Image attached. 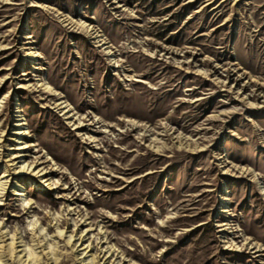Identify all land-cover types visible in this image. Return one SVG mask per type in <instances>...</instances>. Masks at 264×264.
<instances>
[{
    "label": "rangeland",
    "instance_id": "obj_1",
    "mask_svg": "<svg viewBox=\"0 0 264 264\" xmlns=\"http://www.w3.org/2000/svg\"><path fill=\"white\" fill-rule=\"evenodd\" d=\"M0 102V227L26 246L77 264L56 228L90 227L115 264H264V0H0Z\"/></svg>",
    "mask_w": 264,
    "mask_h": 264
},
{
    "label": "bare ground",
    "instance_id": "obj_2",
    "mask_svg": "<svg viewBox=\"0 0 264 264\" xmlns=\"http://www.w3.org/2000/svg\"><path fill=\"white\" fill-rule=\"evenodd\" d=\"M78 25H80L83 31L86 32L91 37V39L95 40V43L99 44V46H103L106 44L104 43L102 36L99 35V32H97L95 29H93L89 25H84L83 23H80ZM104 49L106 50V54L110 55V51H108L107 48ZM27 56L35 57V58L37 57L36 54L33 52H28ZM31 87L32 86L30 85H19L18 88L26 89ZM36 87L40 88L41 91L53 93L55 95L53 90L45 83H41V84L38 83L36 84ZM56 107L60 110L61 114L65 117L66 120L73 119L74 115L72 114V110L65 101L58 100L56 102ZM0 108H1V102H0ZM14 113L15 115L13 116V126H12L13 128L11 129L12 130L11 136L13 137V139L11 141L17 142L26 136V131L24 129V124L22 123V119L18 114L19 112L15 111ZM179 145L181 146L185 145V147L189 146V144L183 143L182 141L179 142ZM18 150L24 151V147L21 148L19 147ZM6 157H12V153L8 154ZM10 162L12 163L11 165L13 170L12 175H18V176L28 175L30 177H36L39 178L40 180H43L48 174L46 172V169L40 167V164H38V162H33L31 164L26 163L24 161L14 163V161L10 160ZM6 165L7 164H5L4 169H6ZM45 182H47V180ZM48 185L50 186L51 184ZM6 186L7 183L5 181L0 182V191L2 194L6 191ZM56 230H57L56 233L59 238L64 236L63 242L65 246L69 247V249L71 250V253L73 254L75 259V263L115 264L116 260H112V258L114 257V251L112 250L111 247H103L105 241L102 242L101 239L99 243H97L96 245L99 253L97 255L95 254L88 255V253L92 252L93 249L95 248L91 238L90 237L87 238L90 235V227L88 229L81 231V234H79V236L77 235V238H76V234L65 236L63 232L58 231L57 228ZM39 234L40 235L43 234L42 229L39 231ZM42 237L43 240H40L38 239L39 237H37V239L35 240L36 242L32 243V245L29 247L23 244L20 237H17V235H11L9 234V232L3 230V228L0 227V264H37L39 260H41V255L44 257V259H46L45 264H58L59 258L56 255L58 247L56 243L53 240L52 242H49L45 234ZM43 241H45V243H43ZM37 250H40V252H37ZM116 264H120V262H116Z\"/></svg>",
    "mask_w": 264,
    "mask_h": 264
}]
</instances>
